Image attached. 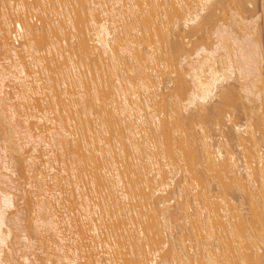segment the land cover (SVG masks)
I'll list each match as a JSON object with an SVG mask.
<instances>
[{
	"label": "bare ground",
	"instance_id": "1",
	"mask_svg": "<svg viewBox=\"0 0 264 264\" xmlns=\"http://www.w3.org/2000/svg\"><path fill=\"white\" fill-rule=\"evenodd\" d=\"M33 3L0 0V264H264V0Z\"/></svg>",
	"mask_w": 264,
	"mask_h": 264
},
{
	"label": "rangeland",
	"instance_id": "2",
	"mask_svg": "<svg viewBox=\"0 0 264 264\" xmlns=\"http://www.w3.org/2000/svg\"><path fill=\"white\" fill-rule=\"evenodd\" d=\"M26 1H29V3H33V2H34V0H32V2H30V0H26ZM33 4H34V3H33ZM29 5H31V4H29ZM246 7H247V8H246ZM28 8H30V6H28ZM31 9H32V8H31ZM261 9H262V8H261V0H255V3H254V5H253V7H251V5H249V6L246 5V6H245V10H246V11H245V13H244V16H245V17H251V16H254V17L256 16V17H258L257 20H258V24L261 25V26H259L260 28H262V23H263V18H262V16H261V15H262ZM32 10H33V9H32ZM32 10L28 9V11H29V12H28L27 9H26L27 12H25V14H26L25 17H26L27 19H28V17L30 18V16L33 17V15L35 14V13H33V15H32V14L29 15L30 12H34V11H32ZM11 12H12V10H11ZM9 13H10V11H9ZM27 13H28V14H27ZM11 14H12V15H11ZM40 14H41V13H40ZM15 15H16V16H15ZM27 15H28V16H27ZM36 15H37V14H36ZM36 15H34V17H33V18H35V21H34L33 23L30 22V24L32 23L33 25H36V26H37L38 24H43V21H41V20H43V19L40 18V17H42V16H40V15L38 14V16H39V18H40V19H39L38 16H36ZM50 15H51V14H50ZM50 15H49V16H50ZM11 16H12V17H11ZM14 16H15V17H14ZM47 16H48V14H47ZM47 16L45 15V16H43V17H45V19H46L47 21H50L49 18H48ZM51 16H52V15H51ZM10 17H11V18H10ZM16 17H17V19H16ZM46 17H47V18H46ZM12 18H13V19H12ZM19 18H20V14H19V13H18V14H16V13L14 14V13L12 12V13L9 14V20L11 19V20L9 21V22L11 23V24H10V25H11V26H10L11 28H10L9 31H12V30H13V27H12V26H13V23H14V21H17ZM51 18H54V16L51 17ZM51 18H50V19H51ZM45 19H44V20H45ZM54 19H55V18H54ZM54 19H53V20H54ZM46 20H45V21H46ZM53 20H51V21H53ZM11 21H12V22H11ZM40 22H42V23H40ZM259 22H260V23H259ZM37 23H38V24H37ZM9 33H10V32H9ZM58 35H59V34H58ZM9 37H10V35L8 36V39H9ZM63 37H64V36L59 35L58 40H59V39H63ZM64 38H68V41H70V39H69V38H70L69 35L66 36V37H64ZM9 40H10V39H9ZM10 42H11V41H10ZM85 70H86V69H85ZM244 117H245V113L243 112V110L240 109V110L237 112V117H236L237 122H239V123L242 122L243 119H244ZM213 135H215V133H214ZM14 179H15V178H14ZM235 197H236V196H234V199H236ZM243 201H244V200H243Z\"/></svg>",
	"mask_w": 264,
	"mask_h": 264
},
{
	"label": "built area",
	"instance_id": "3",
	"mask_svg": "<svg viewBox=\"0 0 264 264\" xmlns=\"http://www.w3.org/2000/svg\"><path fill=\"white\" fill-rule=\"evenodd\" d=\"M35 21V18H33V22ZM21 32L18 30L17 27H13V30L10 35V41L12 46L18 47L21 44Z\"/></svg>",
	"mask_w": 264,
	"mask_h": 264
},
{
	"label": "snow or ice",
	"instance_id": "4",
	"mask_svg": "<svg viewBox=\"0 0 264 264\" xmlns=\"http://www.w3.org/2000/svg\"><path fill=\"white\" fill-rule=\"evenodd\" d=\"M193 22H195V21H193Z\"/></svg>",
	"mask_w": 264,
	"mask_h": 264
}]
</instances>
